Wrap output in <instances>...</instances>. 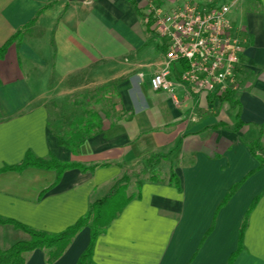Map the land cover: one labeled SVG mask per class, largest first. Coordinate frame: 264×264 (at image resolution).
<instances>
[{
  "label": "crops",
  "instance_id": "1",
  "mask_svg": "<svg viewBox=\"0 0 264 264\" xmlns=\"http://www.w3.org/2000/svg\"><path fill=\"white\" fill-rule=\"evenodd\" d=\"M184 3L0 0V46L21 31L0 59V216L60 233L130 174L132 197L97 235L92 264H228L239 241L231 264H264V163L248 145L257 137L264 145V0H242L229 12L245 40L235 105L180 84V62L169 76L178 102L152 90L165 61L146 14L151 4L168 11ZM63 105L81 106V115L58 132L77 128L87 112L102 119L75 151L50 126L51 115L68 114ZM27 153L76 166L5 169ZM151 155L160 156L155 179L145 170ZM28 239L0 224V249ZM90 239L86 225L57 259L35 249L24 264H76Z\"/></svg>",
  "mask_w": 264,
  "mask_h": 264
},
{
  "label": "built area",
  "instance_id": "2",
  "mask_svg": "<svg viewBox=\"0 0 264 264\" xmlns=\"http://www.w3.org/2000/svg\"><path fill=\"white\" fill-rule=\"evenodd\" d=\"M231 6L184 3L168 11L151 4L146 23L162 40L165 65L150 78L152 90L168 92L178 102L170 65L181 63L179 82L188 89L221 96L237 87L244 38L229 17Z\"/></svg>",
  "mask_w": 264,
  "mask_h": 264
},
{
  "label": "trees",
  "instance_id": "3",
  "mask_svg": "<svg viewBox=\"0 0 264 264\" xmlns=\"http://www.w3.org/2000/svg\"><path fill=\"white\" fill-rule=\"evenodd\" d=\"M20 35L21 31H17L7 42L0 46V59L4 55L7 47L14 40L20 39ZM233 93L234 89H230L224 94H222L219 99H227L233 105H235V103H233L235 102L233 99ZM87 113L88 116L86 118H83V120L81 121V125H78L77 128L72 125L67 131L55 132V135L58 139V143L60 145L75 151L82 141H84L87 137L91 136L93 133H96L98 131L101 126V117L98 115H94L91 112ZM239 123L242 124V122ZM248 145L251 153L259 160L261 166L264 163V145L260 142V139L258 137L255 140L249 142ZM159 161L160 156L158 155H151L145 161V170L152 174L150 176V179L156 178V175L154 173L156 172ZM27 166L48 168L60 172L68 167L76 165L62 162L53 156H51L49 159L43 160L34 157L30 153H27L20 164L15 166H9L5 169L20 170ZM130 178V174H124L123 177L120 178L112 187L111 195L107 196L106 198L94 200L91 203L88 212L83 217H81L74 225L68 227L66 230L60 233H48L45 231L36 230L14 219L4 218L0 216V224H10L13 227L20 229L29 235L28 240L18 241L13 243L10 247L6 249H0V264H24V254L35 249L48 250V261L52 262L62 254V252L69 244L71 238L75 235V233L86 225H89L91 228V239L87 248L81 254L76 264H92V249L97 235L104 231L109 221L132 197L126 195V189ZM175 183H178L177 180L175 181ZM139 185L140 181L137 182V186ZM237 186L238 184H235L230 189L222 204H224L225 201L230 198ZM259 198L260 195H257L253 198L251 206L245 216V220L249 214L250 209L258 201ZM244 226L245 224H243L241 228L240 237ZM240 249L241 244L239 241L238 248L233 254H231L228 260V264H231L233 262Z\"/></svg>",
  "mask_w": 264,
  "mask_h": 264
},
{
  "label": "rangeland",
  "instance_id": "4",
  "mask_svg": "<svg viewBox=\"0 0 264 264\" xmlns=\"http://www.w3.org/2000/svg\"><path fill=\"white\" fill-rule=\"evenodd\" d=\"M186 1L189 2V3H194V2L197 3V0H186ZM241 1L242 0H215L212 4H210V3H204V4L201 3L199 5H207V6L208 5H215L216 6L218 4L220 5V3H223V4H229L231 6V10H234L239 5H241ZM87 96H89V95H82V98L83 99L87 98ZM79 100H81V99H75V102H78ZM110 105H111V101H109V105H108V102H107V104L105 103V106H107V107L108 106L110 107ZM62 108H64L65 113H68V114H64L63 115V114L59 113V114H53V115L50 116V126L55 131H57V130L60 131L59 129H61L62 127H65L71 121L70 119L78 118L81 115L80 113H79V115L76 113L77 110H79V112H81V106H78V108H76V107H69L68 105H63ZM59 110H60V108H59ZM9 239H8L9 240L8 244L11 241H13L14 238L11 237ZM5 243H7V242H5ZM8 244H4V245H8Z\"/></svg>",
  "mask_w": 264,
  "mask_h": 264
}]
</instances>
